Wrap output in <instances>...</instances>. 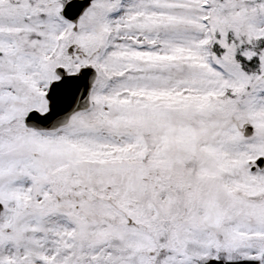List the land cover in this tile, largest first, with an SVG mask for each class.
<instances>
[{
    "label": "snow or ice",
    "instance_id": "snow-or-ice-1",
    "mask_svg": "<svg viewBox=\"0 0 264 264\" xmlns=\"http://www.w3.org/2000/svg\"><path fill=\"white\" fill-rule=\"evenodd\" d=\"M0 264H264V0H0Z\"/></svg>",
    "mask_w": 264,
    "mask_h": 264
}]
</instances>
